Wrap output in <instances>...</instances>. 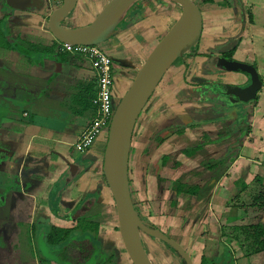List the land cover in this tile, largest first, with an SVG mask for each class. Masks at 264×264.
Masks as SVG:
<instances>
[{"label":"crops","instance_id":"obj_1","mask_svg":"<svg viewBox=\"0 0 264 264\" xmlns=\"http://www.w3.org/2000/svg\"><path fill=\"white\" fill-rule=\"evenodd\" d=\"M193 1L199 4L203 18L195 54L188 53V59L184 56L179 66L169 68L150 99V112L142 114L137 122L142 123L144 130L147 124H155V140H151L154 151H161V159L165 156L167 161L172 160L143 162L148 153L145 146V152L140 154L138 175L145 184L148 169L151 183H157L149 196L153 200L151 211L159 213L156 195L161 199L162 194H167L164 216L157 215L156 228L178 242L190 255L192 264H200L202 256H213L220 244L230 250L238 244L232 237L222 235L223 229L243 223L264 225V23L255 22L260 13L255 4L263 6L264 1ZM227 1L232 4L228 6ZM109 2L77 0L74 10L62 21L72 27L86 25ZM56 7L49 0H0L1 204L17 197L21 200L19 208L29 215L32 226L47 223L51 228L71 229L72 240L65 252V260L70 263L87 262L93 244H97L102 252H115L116 264H125L119 250L122 241L111 234L107 225L111 200L102 175V162L100 166L95 162L97 152L105 146L106 133L84 154L89 162H78L79 156L70 153L95 115V107L81 94L84 90L96 93V89L89 62L59 53L55 48L57 41L48 30L47 19ZM243 7L248 8L247 20L242 18ZM179 11L180 7L168 0H141L129 14L135 19L126 21L103 44L102 49L113 62L115 99L126 91L136 68L175 23ZM245 38L250 39L246 47ZM10 39L15 41L13 48L8 47ZM232 39H240L234 55L255 66L263 83L249 117L245 116L242 123L249 129L242 137L238 131L234 138L204 145L188 155L184 150H188L190 142L210 133L206 129L208 123L194 128L186 126L195 113L190 112L192 109L203 112L209 107L207 87L218 83L243 87L248 82L246 75L234 71L204 74L207 56ZM247 48L250 50L245 53ZM127 63L131 65L127 67ZM168 119L178 123L171 130L161 131ZM235 146L239 148L237 157L217 180L211 177L221 168L212 171L204 166V160L194 162L204 154L208 155L205 161L218 159ZM176 180L199 187L210 180L213 186L196 200L191 194L175 193L172 183ZM47 216L52 219H44ZM80 216L87 219L85 227L100 217L97 229L87 227L84 235H80ZM231 253L234 256L232 250ZM238 257L244 254L240 252Z\"/></svg>","mask_w":264,"mask_h":264},{"label":"water","instance_id":"obj_2","mask_svg":"<svg viewBox=\"0 0 264 264\" xmlns=\"http://www.w3.org/2000/svg\"><path fill=\"white\" fill-rule=\"evenodd\" d=\"M139 1L141 0H110L92 22L72 27L65 25L62 20L74 10L77 0H62L49 14L47 27L57 42L97 45L102 48L106 41L120 31L127 21L129 11ZM168 1L180 7V14L153 46L138 67L127 90L118 98L119 102L108 126L102 154L104 183L113 200L119 234L132 264H155L146 251L142 235L168 245L185 264H192L190 255L178 242L159 229L149 226L141 218L134 206L130 188L129 162L132 138L142 111L149 104L151 96L169 68L179 59H183L201 38L203 18L199 6L193 0ZM238 40H235V43ZM216 66L222 70L242 73L247 76L248 82L243 87L225 84L210 86L207 87V93L210 94L212 90L217 89L221 96H228L232 101L242 104H248L255 99L263 83L251 64L224 59L217 60ZM221 85L226 86L225 90H222ZM172 123L175 125L178 121ZM85 157L79 156L78 162L89 160Z\"/></svg>","mask_w":264,"mask_h":264},{"label":"rangeland","instance_id":"obj_3","mask_svg":"<svg viewBox=\"0 0 264 264\" xmlns=\"http://www.w3.org/2000/svg\"><path fill=\"white\" fill-rule=\"evenodd\" d=\"M225 5H227V3ZM255 5H256L255 10L258 11V13L260 12L258 16H255V22L264 23V12H262V10L264 11V5L259 6V7L257 6V3ZM245 7L241 9V13H243L242 18L244 17V20L245 19L247 20L248 8L245 9ZM179 13L180 11L178 12V14ZM235 40L237 39L229 40L230 42L228 41L229 43L228 42L227 43L229 44V46H233V44L235 43ZM243 40H244V45L246 47V45L250 43V39L245 38ZM243 40L241 42H243ZM250 46H253L252 43L250 44ZM245 47H243V49ZM256 48L254 49V53L256 52L255 51ZM247 50L249 51L250 49L247 48L245 50V53L248 52ZM188 53L192 55V53L190 52ZM187 54H185L184 56L185 58L188 59L189 55ZM193 54H195V52H193ZM233 59L238 60V61L239 60L243 61L242 56L240 55L237 56L236 54L233 56ZM182 61L183 60L181 58L174 65L179 66V64L182 63ZM234 73H239V72L234 71ZM129 80L130 81L128 84H130V82L132 81V78ZM118 102H119V99L117 98L113 101V106H112L113 112ZM151 105L148 106L147 112H150ZM221 107H222L223 113H227L230 115H233L231 114L232 108H234L237 111L243 110L247 113H249L251 109L250 108L251 105H249V103L242 104V103H237V102H231V104L227 106L223 104ZM222 112L218 111V112H215V114H220ZM212 114L215 115L214 112H212ZM248 117H249V114H247V118ZM171 120L173 119H170V121ZM237 122L244 128L245 132L247 133L248 125L243 126L242 123L244 122H239L238 119H237ZM166 124H167V121L164 122V125ZM207 125L208 127H206V129L208 130V132H210L209 136L212 137L210 138L208 136V138L216 139L217 132L221 128V124L219 122H216V123H208ZM142 126H143L142 123H138L136 125L134 135L132 138V149H131V154H130V171H129V177L131 180V191L133 194L134 201L138 205V208L136 207V209L138 213L140 214L141 218L145 222L150 223L151 225L155 227H158L159 225L156 221L159 219L157 218V215L162 214V216H164L163 210H165V206H166L165 196H167V194L166 193L162 194L163 197H161V199H159L158 195H156L155 200L157 202V206H159L158 208L159 213L154 212V210L151 211V203L153 200H151L149 196H151V192L154 190V187L155 185H157V183L155 184L151 183V176L150 174H148L149 172L147 169L146 181H145V184H142L141 179L138 175V171H140V162H142L140 158L141 157L140 154H141V151L142 153L145 152V146H147L148 153H147V159L146 158L145 160L143 159V162H157V160L161 162L162 160L160 157L161 151H156V150L154 151V147L152 144L153 142L151 141V140H155L154 134H156L155 130L157 129L155 127V124L154 125L147 124L146 130L142 129ZM234 127L238 129L240 128V126L236 124ZM204 137L205 135H200L197 140L202 142ZM234 137L235 136L233 135L230 138H234ZM223 141H226V140H223ZM149 143H151L152 145L148 147ZM190 147L188 149H190ZM216 151L219 153L218 148L216 149ZM70 153H72L73 156L81 155L77 150H75V148H72ZM102 154H103V150H99V152H97V156H95L96 158L95 162H99V166L102 162ZM206 156L208 155L206 154L200 155L194 162H199L203 160L205 161L207 159L205 158ZM170 160L172 159H169L167 162H170ZM85 162H89V160L85 159ZM143 173H142V176L145 175V173L144 175ZM9 183H11V181H9ZM109 199L111 200V213L109 214L107 225L109 226V230L112 232L111 234L115 235L117 237V240L119 238H120L119 240H121L119 229H118L116 209H115L111 196H109ZM1 200H2V189H0V264H39V262H42L45 264H73L65 260V256L62 255L61 252L60 254H58L59 252V247H57L58 244L57 246H53L47 241V234L49 233L48 231H50L51 229V226L49 224L46 223L45 225H39L35 223L32 226L31 223H29V215L25 214V210L19 208V204L21 200L18 199L17 197H15L14 199H7V201L5 200L3 205L1 204L2 202ZM48 218H50V216H47L44 219H48ZM153 218H155L154 223L151 220ZM80 235H84V233H80ZM142 238L145 242V246L147 247L146 249L150 253L149 255L151 257L152 262H155L157 264H178L180 262V259L177 257L176 253H174L173 250L170 247H168V245H165L161 241L149 239L145 235H142ZM119 250L121 251V256H122V259L125 261V264H132L124 248L123 242H121V247H119ZM222 250L224 251L225 249L222 247ZM231 250L234 254V256H232V261H231L232 264H264V253L253 254L248 257L246 256L238 257L240 252L244 254V251L242 248H240L239 244H235L233 247H231ZM80 251L84 252L83 249ZM96 253H97V250H94L92 254L90 255L89 259L87 260V262L80 263V264H104L105 256L95 255ZM219 253H220V248L217 247L215 249L214 255L210 256V259H213L216 264H218V262L215 260L217 258H214V257H216ZM204 257L207 258V256H204ZM221 262H224V259H222Z\"/></svg>","mask_w":264,"mask_h":264},{"label":"trees","instance_id":"obj_4","mask_svg":"<svg viewBox=\"0 0 264 264\" xmlns=\"http://www.w3.org/2000/svg\"><path fill=\"white\" fill-rule=\"evenodd\" d=\"M211 1L212 0H205V2H211ZM227 3H228V6L230 4H232L231 1H227ZM195 4H197L199 6L198 3L195 2ZM134 6H136V5H134ZM133 7H132V9H133ZM131 10L128 13L127 21H133L135 19V18L134 19L130 18L129 14H130ZM125 23L123 25H125ZM0 33H2V32H0ZM8 42H10L8 44L9 45L8 47L13 48L15 41H12L10 39ZM197 46H198V44H196L193 48H191L189 50V52L195 51ZM56 47H57V45H56ZM51 49H54V48L52 47ZM234 49H235V46H233V48L231 50L224 52L223 53L224 58H227V59L231 58V54L233 53ZM67 54L68 53H64V55H67ZM210 55L208 56L209 58L211 57ZM222 88H223L222 90H225L226 86L224 85ZM83 92L84 93L81 94L82 98H87L86 101L90 105H92V101L95 98L96 93L95 92L89 93L85 90ZM218 93H219V91L217 89L212 90V92H211V94H213L214 96ZM208 95L209 96H207L208 97L207 100H210L211 96L209 93H208ZM214 104H215V102H214ZM147 107L148 106H146V108ZM194 111L196 114L198 113L197 110H194ZM247 114H249V113H247V112L244 113L242 110L236 111L233 115H230L227 113H223V114L220 113L217 115L212 114L211 117H206V118L203 117V118H198V119L192 118V121L190 123L186 124V126L193 128V127L200 126L203 123L220 122L222 127H221V130L218 133V136L216 139H210L208 137H204V142L215 143V142H220L222 140L229 139L234 134H236L238 131L240 132V136L243 135V131H245V130L237 122V119L239 120V122H244L245 118H246L245 116H247ZM236 117H237V119H236ZM235 124L239 125L240 128L239 129L235 128L234 127ZM172 125H173V123H172ZM245 128H247V127H245ZM164 129L171 130L172 129L171 124H169L168 126L164 125L162 130H164ZM248 129H249V126H248ZM179 132H181V131L178 130V133ZM239 141H240V139H239ZM202 145L203 144H201V143L195 144L192 147H190V149L184 150V152L188 155H192L198 149H200L202 147ZM238 151H239V148H236V147L235 148H228L227 152L225 154H223L220 158L204 161L205 162L204 166H206L209 170L213 171L215 169L219 170V168H221L216 174L212 175L211 180L212 179L217 180L226 171V169L229 167L230 163L237 157ZM162 159L164 161L163 163H165V161H167L166 160L167 158L165 156H163ZM129 166H130V162H129ZM212 186H213V183H211L210 180L207 181L202 187H199L197 185H187V184L181 183L179 180H176L172 183V190H174L175 193L183 192V193L191 194L195 197L196 200H199L205 194L208 193V191L212 188ZM256 200L257 199H254V201H256ZM134 206H135V208L137 207L135 201H134ZM136 211H137V209H136ZM137 213H138V211H137ZM85 218H86L85 216H80L78 219V222H79L78 227L81 228L79 234L84 233L86 231L87 227H89V228L94 227V229L96 230L99 223H100V217H99L93 221V224H91V222H89V223H87V225L85 227V226H83V224L87 220ZM147 224L153 228H156L155 226L151 225L150 223H147ZM48 232L49 233L47 234V241L53 246H57V244H58V246H57V247H59L58 254H60V252H61V254L66 257L65 252L68 251L69 245H70L71 240H72L71 239L72 237L70 236V234L72 232L71 229L52 227L50 229V231H48ZM222 235L232 237V239L240 245V248L243 249L244 256H246V257L253 255V254L264 253V225H261L260 223H251V224H244L243 223V224H238V225H230L227 228L223 229ZM96 245L93 244V249L91 250V253L94 250H97V253L95 255H97L100 252V255L105 256V263L104 264H116L114 262V259H115V255H114L115 252L114 251L113 252H111V251L102 252L101 249L99 248V246L98 245L96 246ZM222 247L225 249L224 251L222 250ZM145 248H147V247H145ZM219 248H220V253L216 257H214V258H217L215 260L218 262V264H232V262H231L232 261L231 250L225 244H223V245L220 244ZM146 251L148 253L147 249H146ZM174 253H176V252H174ZM176 255L180 259V262L178 264H185L184 261L181 259V257L177 253H176ZM222 259H224V262H221ZM39 264H45V263L39 262ZM200 264H216V263L213 259H210V257L206 258V257L202 256Z\"/></svg>","mask_w":264,"mask_h":264},{"label":"built area","instance_id":"obj_5","mask_svg":"<svg viewBox=\"0 0 264 264\" xmlns=\"http://www.w3.org/2000/svg\"><path fill=\"white\" fill-rule=\"evenodd\" d=\"M49 1L54 5H59L62 0ZM56 50L59 53H68L87 60L93 71L96 96L92 104L95 107V115L73 144L75 150L84 155L102 133L107 135V128L113 115L112 106L115 95L112 61L108 53L97 45H73L57 42Z\"/></svg>","mask_w":264,"mask_h":264},{"label":"flooded vegetation","instance_id":"obj_6","mask_svg":"<svg viewBox=\"0 0 264 264\" xmlns=\"http://www.w3.org/2000/svg\"><path fill=\"white\" fill-rule=\"evenodd\" d=\"M230 42V41H229ZM228 42V43H229ZM227 43V42H226ZM221 44L219 47L220 48H217L216 50H214L213 51V53H211V57L209 58L208 56H207V61H208V66L205 68V75H208V74H214V73H217V72H222V71H227V70H222V68H220L219 66H216V61L217 60H224V59H227V58H224V52H226V51H229V50H231L232 48H233V46H235V49H236V46H237V43L236 44H233V46H229V44L227 43V44ZM229 46V47H228ZM235 49H234V51H233V53L231 54V58H228L227 60H235V59H233V56H234V52H235ZM216 53V54H215ZM110 56V55H109ZM110 58H111V56H110ZM214 59H216V60H214ZM214 60V61H213ZM111 61H112V58H111ZM129 65H131V63H127V67H129ZM112 67H113V62H112ZM254 68H255V66H253ZM124 68V67H123ZM137 69L138 68H136V71H137ZM209 69V70H208ZM256 69V68H255ZM136 71H135V73H136ZM257 71V70H256ZM135 73H134V75H135ZM258 73V72H257ZM260 79L262 80V78H261V76H260ZM217 86H219V83L217 84ZM223 86L221 85V88H222ZM157 92V90H155V92L153 93V95L155 94ZM152 95V96H153ZM151 96V97H152ZM210 96L212 97L211 99L212 100H210L211 102H209L210 103V105H209V107L205 110V111H203V112H201V111H199L197 114L196 113H193L192 115V117H191V119L192 118H196V119H198V118H206V117H211L212 116V113L211 112H214V114H215V112H222V105L224 104V105H230L231 104V102H234V101H232L228 96H224V95H220V93H218V96H214V95H212L211 93H210ZM255 99H256V97H255ZM255 99L253 100V101H251V102H249V105H253V103L255 102ZM115 100V99H114ZM203 102V101H202ZM214 102H215V104H214ZM147 106H149V104L147 105ZM148 109V107L146 108L145 107V109L142 111V113H147V110ZM195 109H192L190 112H192V111H194ZM237 110H235L234 108H232V111H231V114H234L235 112H236ZM200 113V114H199ZM222 114H223V112H222ZM215 115H217V114H215ZM172 121H174V120H171L170 121V119H168L167 120V124H166V126H168L169 124H171L172 123ZM175 122H176V120H175ZM213 123H216V122H213ZM220 123V122H219ZM221 124V123H220ZM137 125V124H136ZM174 125V124H173ZM164 126V125H163ZM171 126H172V124H171ZM198 127V126H197ZM221 127H222V125H221ZM163 128V127H162ZM194 128V127H193ZM220 130H221V128L218 130V132H217V136H218V133L220 132ZM161 131H163V130H161ZM206 137V136H205ZM216 137V136H215ZM203 139V138H202ZM213 139H215V138H213ZM223 141V140H222ZM222 141H220V142H222ZM239 141V140H238ZM198 143H201V144H203L202 145V147L204 146V145H207V144H215V143H219V142H215V143H206V142H204V139H203V141L202 142H200V141H198V140H196V141H191L190 142V144L188 145V148L190 147V146H193V145H195V144H198ZM201 147V148H202ZM236 147V146H235ZM235 147H233V148H235ZM230 148V147H229ZM199 150V149H198ZM227 152V151H226ZM130 167V166H129ZM130 188H131V180H130ZM158 188H160V187H158ZM133 195V194H132ZM136 205H137V203H136ZM137 208H138V205H137ZM148 253H149V251H148Z\"/></svg>","mask_w":264,"mask_h":264}]
</instances>
